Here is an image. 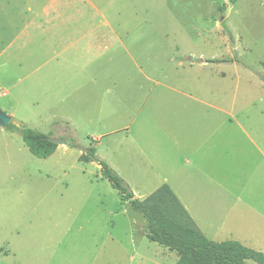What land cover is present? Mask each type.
I'll return each mask as SVG.
<instances>
[{"label":"rangeland","instance_id":"rangeland-1","mask_svg":"<svg viewBox=\"0 0 264 264\" xmlns=\"http://www.w3.org/2000/svg\"><path fill=\"white\" fill-rule=\"evenodd\" d=\"M100 2L115 32L96 47H0V109L67 143L40 159L0 127V264H176L99 163L80 161L92 145L136 198L169 184L198 229L227 222L211 240L264 250V0ZM133 138L159 142L145 165L123 160ZM214 186L231 205L200 209Z\"/></svg>","mask_w":264,"mask_h":264},{"label":"crops","instance_id":"crops-1","mask_svg":"<svg viewBox=\"0 0 264 264\" xmlns=\"http://www.w3.org/2000/svg\"><path fill=\"white\" fill-rule=\"evenodd\" d=\"M88 3L92 6L91 9L87 7L86 4ZM109 28L112 32H115L107 20L106 6L102 8L100 0L95 4H92L90 0H0V47H13L18 42H22L20 47L24 48L69 47L77 43L82 44L84 47H96L98 44L106 42L109 38ZM65 90L68 98L70 95L68 88ZM7 95L8 93L6 92L2 94L5 97ZM183 95L194 98L199 102L198 96ZM145 144H152L155 147L159 142L157 139H153L152 142L142 143V140L133 138L123 160H132L133 162L140 160L144 161L142 162L143 165L147 164V160L151 159V157L144 152L145 147L143 145ZM196 155L199 159V140L197 142ZM111 167L117 170L113 165ZM199 169L202 173H205V171L208 173L206 168L199 167ZM165 185H168L175 193L173 187L169 184ZM175 195L186 209L182 199L176 193ZM229 197V186L203 190L199 192V208H219V212L223 211V208H228L231 205ZM186 211L188 212L187 209ZM224 211L226 210L224 209ZM189 216L191 217L190 214ZM192 221L195 224L193 219ZM213 224L215 222L211 220L207 222L205 228L199 226V231L209 240L215 239L213 235H218L227 226V222L223 228L211 226ZM195 226L197 227L196 224ZM205 229L207 232H205ZM217 243L221 242L217 241ZM263 251L260 250L258 252L263 253ZM178 259L179 256L176 257V261Z\"/></svg>","mask_w":264,"mask_h":264},{"label":"trees","instance_id":"trees-1","mask_svg":"<svg viewBox=\"0 0 264 264\" xmlns=\"http://www.w3.org/2000/svg\"><path fill=\"white\" fill-rule=\"evenodd\" d=\"M205 62L226 63L234 62V60L214 59ZM9 127L22 135L29 151L37 158L47 159L58 148V144L54 143L49 135L13 124ZM80 161L99 163L104 177L109 180L114 189L118 190L122 200L128 202L132 210L144 218L148 240L176 252L179 256L176 264H264L263 253L237 241L217 243L205 237L168 185H163L142 201L136 198L124 179L107 162L99 160L97 149L93 145L81 156ZM170 204H175L182 209L191 224H183L172 218L163 208Z\"/></svg>","mask_w":264,"mask_h":264},{"label":"water","instance_id":"water-1","mask_svg":"<svg viewBox=\"0 0 264 264\" xmlns=\"http://www.w3.org/2000/svg\"><path fill=\"white\" fill-rule=\"evenodd\" d=\"M15 123V120L13 118L12 115L2 111L0 109V127L2 129H6L10 124H14ZM52 141L58 145H67L66 142H63V141H57V140H53Z\"/></svg>","mask_w":264,"mask_h":264}]
</instances>
